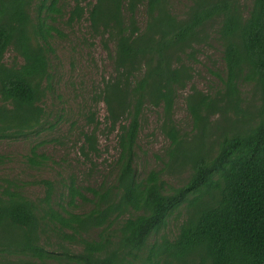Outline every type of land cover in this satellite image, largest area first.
Wrapping results in <instances>:
<instances>
[{
  "label": "trees",
  "instance_id": "1",
  "mask_svg": "<svg viewBox=\"0 0 264 264\" xmlns=\"http://www.w3.org/2000/svg\"><path fill=\"white\" fill-rule=\"evenodd\" d=\"M173 1L71 7L68 25L86 15L91 33L114 47L113 74L96 96L110 129H117L114 178L84 193L71 180L66 202L52 195L50 181L42 182L38 202L2 188L0 256L11 257L7 264H264V0H190L179 15ZM58 3L0 0L1 139L43 129L53 39L61 36L50 15H60ZM212 40L221 47L220 89L208 94L190 87L185 105L193 131L186 136L173 120L176 92L192 81L198 49ZM147 106L162 110L165 166L187 172L180 186L169 185L162 171L141 176L136 169ZM95 130L83 134L85 158L99 152ZM32 155L30 163L42 166L46 157ZM76 201L89 203V210H71ZM45 236L56 239L55 249L42 244Z\"/></svg>",
  "mask_w": 264,
  "mask_h": 264
},
{
  "label": "rangeland",
  "instance_id": "2",
  "mask_svg": "<svg viewBox=\"0 0 264 264\" xmlns=\"http://www.w3.org/2000/svg\"><path fill=\"white\" fill-rule=\"evenodd\" d=\"M78 1L82 7L94 0H59L60 15L53 23L61 36L53 39L54 55L50 58L52 88L42 107L45 110L43 129L24 137L0 138V191L6 186L16 188L24 196L38 202L44 197L43 181L54 185L53 196L66 202L67 187L72 180L84 193L85 187L108 185L114 178L117 158V129H110L105 120V106L96 96L105 79L113 74L111 43L95 37L89 28L86 15L79 21L67 24L68 13ZM190 0H174L173 12L181 14ZM247 4L249 1L246 0ZM136 21L143 27L145 8L137 10ZM106 43V44H105ZM196 61L192 63L193 79L185 89L177 90L173 106V120L179 132L189 136L192 120L186 109L185 98L190 87L213 94L220 89L217 74L223 70L221 47L214 40L199 47ZM7 53L6 59L11 57ZM162 110L145 107L140 118V131L136 149V169L143 176L150 170L162 171L163 179L171 186H180L187 172L170 173L166 168L168 140L161 132ZM95 130L98 154L85 158L80 152L83 134ZM46 157L42 166H33L29 159ZM90 198V195H87ZM76 213L90 208V204L76 201ZM181 217L171 219L167 233L176 232ZM95 238V234H90ZM48 249L57 247L56 239L42 237ZM11 257L0 256V264H7ZM14 261V260H13ZM12 261V262H13ZM50 264H52L50 262Z\"/></svg>",
  "mask_w": 264,
  "mask_h": 264
}]
</instances>
